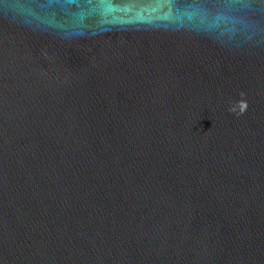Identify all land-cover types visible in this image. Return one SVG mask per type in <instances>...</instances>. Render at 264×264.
<instances>
[{
  "label": "water",
  "instance_id": "1",
  "mask_svg": "<svg viewBox=\"0 0 264 264\" xmlns=\"http://www.w3.org/2000/svg\"><path fill=\"white\" fill-rule=\"evenodd\" d=\"M0 264H264V0H0Z\"/></svg>",
  "mask_w": 264,
  "mask_h": 264
},
{
  "label": "snow or ice",
  "instance_id": "2",
  "mask_svg": "<svg viewBox=\"0 0 264 264\" xmlns=\"http://www.w3.org/2000/svg\"><path fill=\"white\" fill-rule=\"evenodd\" d=\"M220 2L227 8H236L242 5V0H220Z\"/></svg>",
  "mask_w": 264,
  "mask_h": 264
}]
</instances>
